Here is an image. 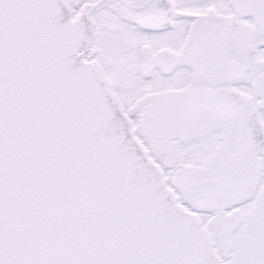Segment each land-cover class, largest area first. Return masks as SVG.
Returning <instances> with one entry per match:
<instances>
[{
  "label": "snow or ice",
  "instance_id": "snow-or-ice-1",
  "mask_svg": "<svg viewBox=\"0 0 264 264\" xmlns=\"http://www.w3.org/2000/svg\"><path fill=\"white\" fill-rule=\"evenodd\" d=\"M0 264H264V0H0Z\"/></svg>",
  "mask_w": 264,
  "mask_h": 264
}]
</instances>
